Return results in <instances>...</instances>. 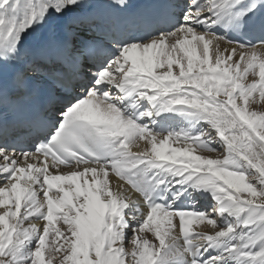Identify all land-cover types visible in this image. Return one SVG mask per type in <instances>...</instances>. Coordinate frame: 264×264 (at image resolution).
I'll return each mask as SVG.
<instances>
[{
    "label": "snow or ice",
    "instance_id": "1",
    "mask_svg": "<svg viewBox=\"0 0 264 264\" xmlns=\"http://www.w3.org/2000/svg\"><path fill=\"white\" fill-rule=\"evenodd\" d=\"M130 9L0 0V264H264V0Z\"/></svg>",
    "mask_w": 264,
    "mask_h": 264
},
{
    "label": "bare ground",
    "instance_id": "2",
    "mask_svg": "<svg viewBox=\"0 0 264 264\" xmlns=\"http://www.w3.org/2000/svg\"><path fill=\"white\" fill-rule=\"evenodd\" d=\"M142 147V146H141ZM133 151H137V149L134 147L133 148ZM214 155V154H213ZM201 228H203V225L202 226H200ZM210 228H211V226H209V229L208 230H210ZM148 238L149 239H152V235L151 234H148Z\"/></svg>",
    "mask_w": 264,
    "mask_h": 264
},
{
    "label": "rangeland",
    "instance_id": "3",
    "mask_svg": "<svg viewBox=\"0 0 264 264\" xmlns=\"http://www.w3.org/2000/svg\"><path fill=\"white\" fill-rule=\"evenodd\" d=\"M248 79H249V81H250L251 79H253V77H252V76H249ZM260 107H264V105H262V106H260Z\"/></svg>",
    "mask_w": 264,
    "mask_h": 264
}]
</instances>
